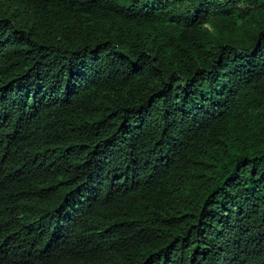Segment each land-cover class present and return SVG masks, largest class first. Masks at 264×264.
Listing matches in <instances>:
<instances>
[{
  "label": "trees",
  "instance_id": "obj_1",
  "mask_svg": "<svg viewBox=\"0 0 264 264\" xmlns=\"http://www.w3.org/2000/svg\"><path fill=\"white\" fill-rule=\"evenodd\" d=\"M0 264H264V0H0Z\"/></svg>",
  "mask_w": 264,
  "mask_h": 264
}]
</instances>
